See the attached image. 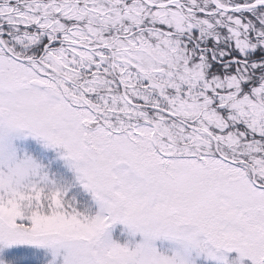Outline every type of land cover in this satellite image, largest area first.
Instances as JSON below:
<instances>
[{
    "label": "snow or ice",
    "instance_id": "snow-or-ice-1",
    "mask_svg": "<svg viewBox=\"0 0 264 264\" xmlns=\"http://www.w3.org/2000/svg\"><path fill=\"white\" fill-rule=\"evenodd\" d=\"M0 264H264V0H0Z\"/></svg>",
    "mask_w": 264,
    "mask_h": 264
}]
</instances>
